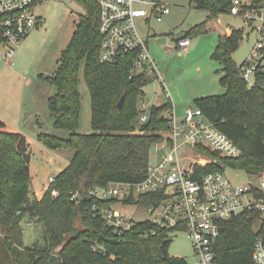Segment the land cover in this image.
Here are the masks:
<instances>
[{"label": "trees", "instance_id": "trees-1", "mask_svg": "<svg viewBox=\"0 0 264 264\" xmlns=\"http://www.w3.org/2000/svg\"><path fill=\"white\" fill-rule=\"evenodd\" d=\"M81 16L70 42L62 51L54 75L40 79L57 87L48 99L55 126L70 131L68 138L40 132L38 139L53 150L73 148L75 153L63 171L54 177L43 196L31 200V151L27 137L5 131L0 119V225L5 230L4 246L10 264H190L186 258L172 256L169 248L174 228H159L149 220L133 221L129 227L109 224L94 205L111 208L117 203L157 204L156 195L138 199H102L91 194L114 182L138 183L148 172L151 147L169 130L165 112L170 100L153 104L146 123H138L140 97L153 81L145 74L132 75L133 54L125 53L115 62L99 61L100 40L97 0H83ZM196 6L209 12L208 19L231 13L232 0H196ZM197 25L184 36L191 37ZM244 31L234 28L221 34L213 57L221 62L220 82L226 93L196 99L206 118L232 138L241 148L238 157H224L203 149L216 162L198 167L201 172L224 171L225 166L249 174L264 172V67L256 73V83L248 87L241 65L233 59ZM91 94L94 132H78L81 114L79 72ZM125 97L122 107L118 102ZM138 123L137 131L134 124ZM58 194L54 195L53 192ZM80 197L73 198L74 193ZM41 221L44 244L24 246L22 218ZM260 213L243 212L220 222V237L213 264H254L253 252L258 233L254 223ZM264 231V224H263Z\"/></svg>", "mask_w": 264, "mask_h": 264}, {"label": "built area", "instance_id": "built-area-1", "mask_svg": "<svg viewBox=\"0 0 264 264\" xmlns=\"http://www.w3.org/2000/svg\"><path fill=\"white\" fill-rule=\"evenodd\" d=\"M43 0H0V43L5 46V60L14 64V57L25 39L43 22L37 7ZM98 24L101 35L99 61L111 63L125 53L133 54L132 75L145 74L153 79L159 76L142 27L156 17L163 21L171 13L168 3L159 0H97ZM243 7H251L245 13L249 27L257 32V42L241 66V74L248 87L256 83V73L264 67V0H232L231 14H241ZM177 50L192 46L191 37L176 40ZM170 100V94L165 92ZM146 106V104H144ZM138 123H146L149 111L141 109ZM150 110V108H149ZM169 130L151 147L147 176L138 183L114 182L105 188H95L91 194L96 198L138 199L140 196L156 195L158 203L138 204L150 212L149 220L159 228L184 229L192 242L195 261L193 264H213L215 247L220 237V222L243 212L255 210L260 213L255 220L253 262L264 264V172L247 173V181L232 179L224 171L201 172L198 167L216 162L203 149L217 152L224 157H238L239 145L213 122L208 120L199 107L188 108L182 117L176 115L174 106L165 112ZM134 124L139 130V124ZM185 149L200 154L196 161L184 156ZM234 170V169H233ZM54 177H50V183ZM54 195L58 192L54 191ZM80 197L74 193L73 198ZM95 214L101 213L109 224L121 225L122 212L94 205Z\"/></svg>", "mask_w": 264, "mask_h": 264}, {"label": "rangeland", "instance_id": "rangeland-1", "mask_svg": "<svg viewBox=\"0 0 264 264\" xmlns=\"http://www.w3.org/2000/svg\"><path fill=\"white\" fill-rule=\"evenodd\" d=\"M168 3L171 13L158 21L156 17L142 27V34L148 42L152 58L159 71L151 83L145 86V95L140 97L138 108H149L152 104L162 103L167 98L163 88L170 94L176 115L182 117L188 108L195 109L196 99L211 95L226 93L221 84V68L223 65L213 57L219 42L218 28L233 27L244 31L239 47L233 52L234 61L241 65L252 54L257 42V32L248 26L245 13L251 7H243L241 14L221 13L217 19H208L209 12L199 9L196 0H159ZM248 3L249 0H243ZM37 13L42 17L43 24L28 35L18 49L14 64L5 60L6 48L0 43V82L10 84L5 99L4 113L8 114L9 127L5 131H18L24 134L31 151V176L33 193L42 191L55 177L69 165L75 150L73 148L50 149L38 139L40 132L68 138L70 131L55 126V119L48 107L47 96L54 95L57 87L40 79L54 75L59 66L62 51L70 42L76 24L86 13L83 0H43L37 7ZM218 19H220L218 21ZM217 20V21H216ZM197 25H204L196 29L192 35L193 44L188 50H177L176 37L184 35ZM217 28V29H216ZM156 35L168 37L166 44H156ZM85 63L79 72V92L81 94V114L78 132L89 134L92 128L91 94L86 83ZM146 104V106H144ZM13 109L15 111H13ZM19 114H18V113ZM141 114V113H140ZM139 114V116H140ZM19 129V130H17ZM184 156L198 161L202 156L185 149ZM226 174L237 181H247V173L233 170L225 166ZM115 209L124 215L121 225L126 226L128 220L141 221L149 217V210L138 204H115ZM24 246L44 244L43 225L36 217L25 215L22 218ZM5 230L0 225V264H10V255L4 246ZM172 256L184 257L193 264L195 261L191 239L184 229L172 234L169 248Z\"/></svg>", "mask_w": 264, "mask_h": 264}, {"label": "crops", "instance_id": "crops-1", "mask_svg": "<svg viewBox=\"0 0 264 264\" xmlns=\"http://www.w3.org/2000/svg\"><path fill=\"white\" fill-rule=\"evenodd\" d=\"M220 19H218V21H219ZM217 21V20H216ZM43 24V22L41 23V25ZM40 25V26H41ZM39 26V27H40ZM38 27V28H39ZM217 29V28H216ZM218 30V32H220V35L221 34H227V35H230L231 34V32H232V30H233V27H228V26H226V27H223V28H218L217 29ZM156 36H158V35H156ZM188 50V49H187ZM163 90H164V92H166V88L164 87L163 88ZM8 91L10 92L11 91V86H10V84L8 83V84H6V83H4V82H0V119H2L5 123H6V126L7 127H9V120H8V114H6V113H4V108H5V106L7 107H9V104H5V101H7V102H9L8 101V99H5V97L7 96V94H8ZM50 96H52V93L51 94H49L48 96H47V99L50 97ZM167 98V97H166ZM170 99V98H169ZM5 100V101H4ZM168 100V98L165 100V101H167ZM163 103V102H162ZM162 103H159V104H162ZM155 104V103H154ZM158 103H156V105H159ZM153 105V104H152ZM175 109V108H174ZM13 111H15L14 109H13ZM18 113V112H17ZM19 114V113H18ZM17 130H19V129H17ZM18 132V131H17ZM21 133V132H20ZM49 184H50V182H49ZM49 184H47L46 186H45V188L42 190V191H40V192H36L35 191V193H36V196H37V198H41L42 196H43V194H44V192L46 191V189H47V187L49 186Z\"/></svg>", "mask_w": 264, "mask_h": 264}, {"label": "water", "instance_id": "water-1", "mask_svg": "<svg viewBox=\"0 0 264 264\" xmlns=\"http://www.w3.org/2000/svg\"><path fill=\"white\" fill-rule=\"evenodd\" d=\"M182 36H183L182 34H181V35H178L175 39L178 40V39H180ZM167 41H168V37L165 36V35H158V36H156V38H155V43H156V44H160V45H161V44H166ZM124 99H125V97L123 96V97L119 100V102H118V107H122V106H123Z\"/></svg>", "mask_w": 264, "mask_h": 264}]
</instances>
